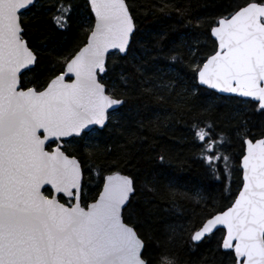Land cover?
Instances as JSON below:
<instances>
[{"label":"snow or ice","instance_id":"1","mask_svg":"<svg viewBox=\"0 0 264 264\" xmlns=\"http://www.w3.org/2000/svg\"><path fill=\"white\" fill-rule=\"evenodd\" d=\"M34 3L0 0V264H182L174 240L180 237L196 247L217 226H223L217 247L230 251L229 264H264V133L238 127L242 183L235 193L225 185L234 198L222 210L199 189L185 192L174 177H166L170 202L187 198L193 202L192 216L165 224L167 242L158 240L147 251L142 231L146 221L130 207L136 177L115 162L105 166L102 176L100 167H94L98 191L89 198L82 192L81 161L64 148L66 141L102 130L134 91L158 105L154 125L160 124L161 113H167V124L187 104L185 97L192 96L237 94L228 98L264 112V0H239L215 19L193 18L187 6L160 0L159 11L175 9L181 18L187 15L186 25L205 29L193 35L212 42L205 55H198L199 39L187 45V53L184 40L167 51L153 50L190 69L184 76L191 83L179 91V74L167 78L162 68L148 71L140 62L133 65L138 90L128 73L120 76V83L109 77L108 57L116 51L128 56L135 35L136 19L126 0H87L84 39L55 55L52 68L41 78L40 53L22 19ZM52 8L50 18L66 28L71 0H56ZM173 71L170 64L167 72ZM121 84L124 91L118 92ZM170 100H175L171 108ZM213 127L211 120L193 118L189 132L200 146L198 156L223 179L231 174L228 136ZM156 159L165 160L163 150ZM147 186L152 188V183ZM183 264L192 262L184 259Z\"/></svg>","mask_w":264,"mask_h":264},{"label":"trees","instance_id":"2","mask_svg":"<svg viewBox=\"0 0 264 264\" xmlns=\"http://www.w3.org/2000/svg\"><path fill=\"white\" fill-rule=\"evenodd\" d=\"M126 2L135 16L136 30L128 56L113 52L108 57V75L112 81L120 83V76L128 73L133 81H137L134 87L138 90V76L134 74L133 65L140 62L146 64L148 71L162 68L167 73V78H176L177 74L183 77L178 80L177 91L191 83L184 76V73H190V69L182 62H170L166 56L154 54L153 50L164 48L167 51V48L184 40L187 53V45L193 43L194 39H199L198 55L208 54L212 48L211 40L193 35L194 32L203 33L204 26L193 29L186 25L187 15L181 18L175 9L159 11L160 0ZM55 3L56 0H36L22 16L26 21L25 32L32 46L40 53L38 69L41 78L52 68L55 55L64 54L84 39V22L90 14L86 0H71L73 10L68 26L61 29L50 18L52 5ZM237 3L239 0H176V6H187L188 15L193 18L210 19L231 11ZM133 55L135 60L132 59ZM170 64L173 72H167ZM129 86L133 87L132 82ZM117 91H124L122 84ZM228 97H185L187 104L182 110L178 108L167 124L163 122L167 113H161L160 124L154 125L152 119L158 105L149 96L137 97L134 91L128 103L118 107L117 117L102 130L65 143L64 148L81 161L84 169L82 192L89 198L98 191L97 173L91 172L94 167H100L102 176L105 166L115 162L126 173L136 177V192L130 207L135 208L141 219L146 221L142 228L148 246L146 251L158 240L167 242L165 224L174 220L178 222L180 216H192L193 202L187 198L181 197L175 204L170 202L166 177H174L178 181L177 186H182L185 192L199 189L217 210L228 206L234 198L226 191L225 185L229 184L231 192L235 193L241 184L239 156L242 152L239 147L240 138L236 135L237 129L246 126L249 133H264V112L247 103L237 104ZM172 103L175 100L169 101V108ZM193 118L211 120L214 131H225L228 136L226 151L232 157L230 176L225 174L223 179H218L198 156L200 146L192 141L189 132ZM162 150L165 160L159 161L156 156ZM223 168L224 164L221 162L218 169L222 174ZM149 182L152 183V188L147 186ZM221 232V229L214 231L196 247L177 237L173 242L174 250L182 258V264L184 259L190 260L192 264H229L230 251H222L217 247L218 239L222 238Z\"/></svg>","mask_w":264,"mask_h":264},{"label":"water","instance_id":"3","mask_svg":"<svg viewBox=\"0 0 264 264\" xmlns=\"http://www.w3.org/2000/svg\"><path fill=\"white\" fill-rule=\"evenodd\" d=\"M36 1V0H35ZM86 3H87V0H86ZM87 6H88V9H89V11H90V5H88V3H87ZM29 9V8H28ZM110 52H112V50H109ZM115 53H118V51H116ZM119 55H123V54H120V53H118ZM235 96V95H237V94H224L223 96ZM97 127V129H100L101 128V126H96ZM104 127V126H103ZM102 127V128H103ZM242 155V154H241ZM239 169H240V178H241V183H242V169L240 168V164H239ZM101 183H102V181H101ZM238 191V190H237ZM218 229H223V226H217V229L216 230H218ZM215 230V231H216ZM212 234V233H211ZM211 234H209V235H211ZM222 250H227V249H222ZM229 251V250H228Z\"/></svg>","mask_w":264,"mask_h":264},{"label":"bare ground","instance_id":"4","mask_svg":"<svg viewBox=\"0 0 264 264\" xmlns=\"http://www.w3.org/2000/svg\"><path fill=\"white\" fill-rule=\"evenodd\" d=\"M222 250V249H221ZM222 251H228V250H222Z\"/></svg>","mask_w":264,"mask_h":264},{"label":"rangeland","instance_id":"5","mask_svg":"<svg viewBox=\"0 0 264 264\" xmlns=\"http://www.w3.org/2000/svg\"><path fill=\"white\" fill-rule=\"evenodd\" d=\"M69 141H66L65 143H68ZM71 143V142H70Z\"/></svg>","mask_w":264,"mask_h":264}]
</instances>
